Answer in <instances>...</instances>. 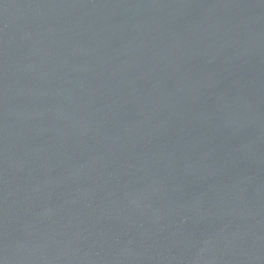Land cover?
<instances>
[{"label":"water","instance_id":"water-1","mask_svg":"<svg viewBox=\"0 0 264 264\" xmlns=\"http://www.w3.org/2000/svg\"><path fill=\"white\" fill-rule=\"evenodd\" d=\"M0 264H264V0H0Z\"/></svg>","mask_w":264,"mask_h":264}]
</instances>
